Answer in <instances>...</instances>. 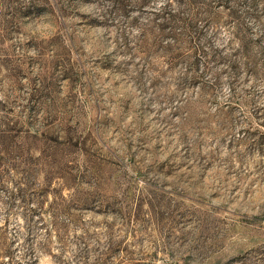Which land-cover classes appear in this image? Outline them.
I'll return each mask as SVG.
<instances>
[{"label":"rangeland","instance_id":"1","mask_svg":"<svg viewBox=\"0 0 264 264\" xmlns=\"http://www.w3.org/2000/svg\"><path fill=\"white\" fill-rule=\"evenodd\" d=\"M186 1L0 0V264H264V0Z\"/></svg>","mask_w":264,"mask_h":264},{"label":"trees","instance_id":"2","mask_svg":"<svg viewBox=\"0 0 264 264\" xmlns=\"http://www.w3.org/2000/svg\"><path fill=\"white\" fill-rule=\"evenodd\" d=\"M152 0H113L114 7L119 10H125L127 5L134 4L136 6L144 7L148 5ZM178 5H184L186 0H172ZM172 2H167L164 6L158 8L153 12V15L149 18V25L143 29L142 41L152 37L153 29L158 32H163L173 23L175 16V10L171 9Z\"/></svg>","mask_w":264,"mask_h":264}]
</instances>
